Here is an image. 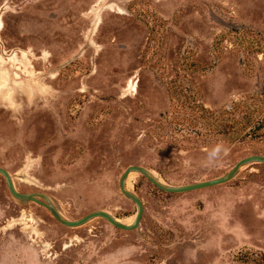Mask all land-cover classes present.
I'll return each mask as SVG.
<instances>
[{"label":"rangeland","instance_id":"1","mask_svg":"<svg viewBox=\"0 0 264 264\" xmlns=\"http://www.w3.org/2000/svg\"><path fill=\"white\" fill-rule=\"evenodd\" d=\"M199 104L264 114V0H0V165L62 216L131 222L128 164L181 185L264 155V137L192 121ZM125 186L136 228L67 226L0 174V264H264V162Z\"/></svg>","mask_w":264,"mask_h":264},{"label":"water","instance_id":"2","mask_svg":"<svg viewBox=\"0 0 264 264\" xmlns=\"http://www.w3.org/2000/svg\"><path fill=\"white\" fill-rule=\"evenodd\" d=\"M250 161H259V162H264V155L263 154H250L244 157H241L238 159L234 165L224 174L210 178V179H204V180H199V181H193L190 183H185L181 185H169L165 184L162 181H160L156 176H154L149 169H147L145 166L140 165V164H128L123 171L121 172L119 176V189L123 194H125L127 197H129L134 203L136 204V213L134 215V218L131 222L125 223L123 221H120L116 216H114L112 213L105 209H94L91 210L82 216L76 218V219H68L64 216L61 215V213L55 208V206L50 202V201H43L42 199L36 197L33 193L29 192H21L16 189L12 177L9 173V171L0 165V174L4 177L6 185L10 191V193L20 199H26V200H32L35 201L44 207H46L51 214L62 224L67 225V226H78L81 225L88 220L94 218V217H103L106 219L108 222H110L112 225L115 227L121 228V229H134L137 227V225L140 222L142 213H143V204L141 199L137 194L134 192L128 190L125 186V181L131 171H138L142 175H144L149 181H151L155 186L158 188L164 190V191H169V192H179V191H186V190H191V189H196V188H201L205 186H210L214 184H218L221 182H225L228 179H230L238 170L239 168Z\"/></svg>","mask_w":264,"mask_h":264},{"label":"trees","instance_id":"3","mask_svg":"<svg viewBox=\"0 0 264 264\" xmlns=\"http://www.w3.org/2000/svg\"><path fill=\"white\" fill-rule=\"evenodd\" d=\"M195 110H198V115L192 121L201 120L207 131L215 130L217 133L226 135L230 133L236 140H242L246 137H264V114L251 122L250 105L245 106L244 113L237 117L233 115L234 110H228L225 114L227 109L213 111L200 104L195 107ZM249 124L251 125L249 126ZM262 257L264 258V254Z\"/></svg>","mask_w":264,"mask_h":264}]
</instances>
